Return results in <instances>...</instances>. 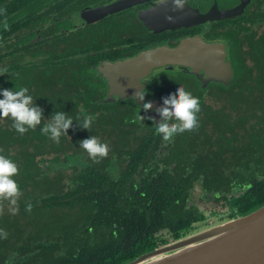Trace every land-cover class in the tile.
<instances>
[{
	"label": "flooded vegetation",
	"instance_id": "1",
	"mask_svg": "<svg viewBox=\"0 0 264 264\" xmlns=\"http://www.w3.org/2000/svg\"><path fill=\"white\" fill-rule=\"evenodd\" d=\"M189 10L202 15L200 23L185 26L196 21ZM0 29L9 34L0 40V60L10 67L20 71L55 59L59 103L50 104L52 114L93 118L90 131L74 120L59 142V199L72 193L60 209L84 217L74 226L84 236L75 238L103 247L121 225L123 237L130 229L133 241L139 236L148 242L135 260L241 215L246 194L264 177L256 158V148H264V111L251 110L264 105L256 57L264 51V0H0ZM185 40L216 47L218 59L203 63L214 69L196 74L188 67L159 68L144 81V100L110 99L107 64L175 49ZM176 84L199 98L198 127L164 141L155 132V122H163L155 103L163 107L161 97ZM146 101L151 107L144 112ZM91 136L110 148L99 162L79 147ZM158 184V194L170 189L171 206L152 193ZM108 213L116 223L112 234L103 223ZM67 238L62 233L57 239L59 253Z\"/></svg>",
	"mask_w": 264,
	"mask_h": 264
},
{
	"label": "trees",
	"instance_id": "2",
	"mask_svg": "<svg viewBox=\"0 0 264 264\" xmlns=\"http://www.w3.org/2000/svg\"><path fill=\"white\" fill-rule=\"evenodd\" d=\"M8 36L9 34L0 29L1 41H5ZM256 57L261 59L257 66V73L261 74L260 77L264 81V51L257 52ZM54 60L48 59V64L35 65V68L21 67L20 71L0 60V63H3V66H0V87L11 89L16 85L14 90H18L19 87H27L36 106L40 107L44 113L41 125H38L35 130L29 129L24 134L16 131L10 117L0 119V155L8 156L17 164L19 173L14 179L21 191V195L17 199L15 214L7 212L0 204V264H124L139 256L142 247L146 246L148 242L139 236H135L133 241V236H130L134 231L130 229L126 231L128 235L123 237L125 233L121 231V225L116 228L118 234H112L116 223L108 220L110 212L104 214L107 220L103 223L114 240L106 242L103 247L99 248H94L93 245L90 247L87 242L75 238L84 235L82 232L77 235V231L72 225L66 227L65 233L68 238L63 244L64 250L59 253L62 245L58 243L57 239L61 237V234L59 237H55L54 229L47 228L31 235L28 233L30 223L18 225L20 222L44 217L47 212L61 210L62 200L72 198V193H69L59 199V143L41 133L43 125L50 122L47 119L50 118L48 113L52 114L51 107L53 105L50 106V104L59 94L58 75L52 65ZM2 98L0 96V99ZM259 153L260 155L257 154V173L264 174L262 169L264 167V148L260 149ZM49 156H53L50 161L52 164H58L52 173L48 172L51 167L45 168L46 159ZM182 182L183 180H180L178 183ZM158 189H161L160 184L155 187L151 186L152 193L160 200V203L171 206L170 189H168V195L165 191L158 194ZM246 195V204L243 206L245 208L241 215L264 205V177L256 178L254 188L249 190ZM3 200L0 199V203ZM29 205H31L30 211L28 210ZM19 216H22L23 221L18 220ZM97 220H103L101 214H98ZM146 220L149 221V219ZM163 224H165V220L160 223V225ZM125 227L127 226L125 225ZM69 228L72 229L69 230ZM41 258L43 261L40 260Z\"/></svg>",
	"mask_w": 264,
	"mask_h": 264
},
{
	"label": "water",
	"instance_id": "3",
	"mask_svg": "<svg viewBox=\"0 0 264 264\" xmlns=\"http://www.w3.org/2000/svg\"><path fill=\"white\" fill-rule=\"evenodd\" d=\"M189 12L196 21L189 20L190 24L185 26L200 23L202 15L196 10ZM180 26L173 24L170 27ZM216 50L202 40H185L175 49L160 47L133 60L107 64L110 99L116 96L135 98L136 93L142 91L145 79L159 68L188 67L198 74L205 68L204 59H218ZM148 56L152 58L151 63L146 62ZM155 105L162 107L159 102ZM52 169L48 172L52 173ZM124 264H264V205L244 215L201 227L180 240Z\"/></svg>",
	"mask_w": 264,
	"mask_h": 264
},
{
	"label": "clouds",
	"instance_id": "4",
	"mask_svg": "<svg viewBox=\"0 0 264 264\" xmlns=\"http://www.w3.org/2000/svg\"><path fill=\"white\" fill-rule=\"evenodd\" d=\"M173 2L175 3L176 0ZM146 62L151 63L152 58L146 57ZM15 88L16 85L11 89L0 87V96L3 97L0 99V119L10 117L16 131L24 134L29 129L35 130L38 125H41L44 113L40 107L36 106L27 87H19L18 90H14ZM146 95L145 91L136 93V102L144 100ZM161 100L164 106L155 111L163 117V122H155V132L162 140L169 141L180 133L198 127V114L201 111L199 98L187 91L182 84H176L174 92H168L166 96L161 97ZM150 107L151 101H146L142 105V110L146 112ZM142 119L140 115V120ZM74 120L82 129L91 130L92 117L84 115L81 119L78 115L73 118L64 111H57L51 116V121L43 125L41 133L59 143L61 136H68V129L73 126ZM79 147L96 162L106 158L110 151L109 145L96 136L81 140ZM18 173L17 164L8 156L0 155V199L9 201L11 205H16L21 195L18 183L14 179ZM28 210H31V205L28 206Z\"/></svg>",
	"mask_w": 264,
	"mask_h": 264
},
{
	"label": "rangeland",
	"instance_id": "5",
	"mask_svg": "<svg viewBox=\"0 0 264 264\" xmlns=\"http://www.w3.org/2000/svg\"><path fill=\"white\" fill-rule=\"evenodd\" d=\"M52 103H54V104L55 103H59V97L58 96L55 97V99L53 100ZM253 109L254 110L260 109V110L264 111V105L261 104V103L257 104L256 106L251 105V110H253ZM48 116L50 118H47V117L46 118L49 121H51L52 114L48 113ZM260 119H262V118H260ZM223 139H224V137L221 136V140L222 141H223ZM261 140H264V137H261ZM222 141H221V146L223 145L224 148H226L227 145H229L228 142H226V140H224V142H222ZM262 144L264 145V143H262ZM259 150H260L259 148H256V158H257V154L260 155ZM237 155L242 158L243 157V151L238 149ZM234 156L235 155H234V151H233V157ZM52 158H53V156L47 157L46 163H45V168H50L51 167V169H52V168H55V166H58V164H52L50 162ZM52 171H53V169H52ZM0 204H2V206L6 209V211L11 213V214H15L16 211H17V209H15L17 204L16 205H11L10 202L7 201V200H3ZM79 217L80 218H77V216L75 214L68 213V212H65L63 210L56 209L55 211H51V212L45 213L44 217H39L38 219L33 218L32 221L27 220L25 222H20L18 225L25 224V223H30L31 225L29 226L28 233H30L31 235H35V233H37V231L41 232V231H44L47 228L48 229H54L55 237H59V234H62V233L66 232L65 231L66 227H70L72 225L74 227L77 223L81 222L84 219L83 216H79ZM23 219H25V218H23ZM18 220L19 221H23L22 220V216H19ZM214 223L215 222H213L212 224H214ZM202 227H204V226H202ZM72 228H69V230H71ZM51 235H52V233H51ZM47 257L50 258V256H47ZM40 260L43 261V258H41Z\"/></svg>",
	"mask_w": 264,
	"mask_h": 264
}]
</instances>
